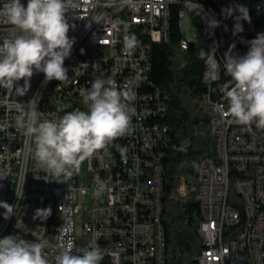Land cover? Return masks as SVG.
Returning <instances> with one entry per match:
<instances>
[{
    "label": "built area",
    "instance_id": "1",
    "mask_svg": "<svg viewBox=\"0 0 264 264\" xmlns=\"http://www.w3.org/2000/svg\"><path fill=\"white\" fill-rule=\"evenodd\" d=\"M4 0H0V7ZM27 5V0H21ZM65 18L74 38L64 66L65 81H45L43 73L16 82L14 89L0 87V201L13 206L4 218L0 207V238L19 235L47 241L45 249L53 264L56 246L74 242V253L98 243L101 264H166L164 212V156L169 128L164 123L168 92L152 80L153 44L171 40V17L181 23L182 50L190 44L216 50L221 63L219 79L206 68L203 82L208 92L202 103L210 118L215 155L200 162L197 201L204 246L198 264H264V129L228 123V103L223 95L222 60L229 47L243 55L249 41L264 33V0H66ZM244 5L250 22L241 19L243 32L233 35L235 17L222 9ZM203 27L191 37V13ZM219 26L210 29L207 21ZM130 25L141 41L132 56L122 54L123 24ZM10 26L0 17V34ZM113 77L123 88L140 77L133 117L135 131L118 138L103 152L85 160L78 174L55 178L41 169L29 148L34 147L18 126L21 105L35 99L40 118L53 119L77 109L87 110L82 91L97 76ZM224 75V76H223ZM222 76V77H221ZM16 87L20 89H15ZM116 146L127 149L122 159ZM55 179V180H53ZM100 182L108 188L93 195ZM50 209V215H36ZM46 217V218H45ZM22 221L25 230L16 227Z\"/></svg>",
    "mask_w": 264,
    "mask_h": 264
},
{
    "label": "clouds",
    "instance_id": "2",
    "mask_svg": "<svg viewBox=\"0 0 264 264\" xmlns=\"http://www.w3.org/2000/svg\"><path fill=\"white\" fill-rule=\"evenodd\" d=\"M67 10L66 0H27L26 6L21 0H4L0 17L10 29L7 34H0V87L14 89L16 82L30 79L34 72L43 73L46 82L68 79L64 62L75 41L68 36ZM236 12L239 15L235 17L233 35L243 32L241 19L250 22L244 5L222 9L225 18ZM207 23L214 29L220 22L209 19ZM129 29L130 25L124 23L121 52L125 56H132L141 46V41ZM248 43V51L243 55L234 53L235 45L223 55L222 68L229 77L222 89L228 103V123L249 130L253 125L264 129V33H258ZM205 53V63L217 80L221 63L216 58V50ZM139 82L140 77H133L121 88L113 77L97 76L82 91L87 110L77 109L53 119L40 118L35 99L22 104L18 126L34 144L29 150L37 165L55 178L68 179L79 173L85 160L101 152L110 155L109 149L115 140L135 131L133 117L137 114ZM116 147L122 159H126L127 149ZM107 188L106 183L100 182L93 189V195L99 197ZM0 207L5 209V219L13 214L12 205L0 201ZM42 213L47 217L50 209H38L36 215L41 218ZM16 227L25 230L21 220ZM47 247L44 240L33 242L19 235H6L0 238V264H49ZM74 247L71 240L61 241L56 246L53 264H101L103 253L98 243L81 248L79 254L74 253Z\"/></svg>",
    "mask_w": 264,
    "mask_h": 264
},
{
    "label": "trees",
    "instance_id": "3",
    "mask_svg": "<svg viewBox=\"0 0 264 264\" xmlns=\"http://www.w3.org/2000/svg\"><path fill=\"white\" fill-rule=\"evenodd\" d=\"M180 26V19L174 13L171 40L153 44L152 48V80L164 86L169 97L164 118L170 142L164 156L162 222L166 233V264H198L197 257L204 246L199 229L202 214L197 201L198 168L203 159L215 155L210 118L202 109L208 92L203 76L208 67L205 52L209 50L206 45L193 43L182 50ZM228 79L225 75V80ZM183 186L190 187L186 200Z\"/></svg>",
    "mask_w": 264,
    "mask_h": 264
},
{
    "label": "rangeland",
    "instance_id": "4",
    "mask_svg": "<svg viewBox=\"0 0 264 264\" xmlns=\"http://www.w3.org/2000/svg\"><path fill=\"white\" fill-rule=\"evenodd\" d=\"M203 27V22L198 16V14L192 12L191 13V23L188 28V35L191 37L195 36L196 33ZM190 187L189 186H183L182 187V193L184 195V199H187V194L189 193Z\"/></svg>",
    "mask_w": 264,
    "mask_h": 264
},
{
    "label": "water",
    "instance_id": "5",
    "mask_svg": "<svg viewBox=\"0 0 264 264\" xmlns=\"http://www.w3.org/2000/svg\"><path fill=\"white\" fill-rule=\"evenodd\" d=\"M196 263H197V261H196Z\"/></svg>",
    "mask_w": 264,
    "mask_h": 264
}]
</instances>
